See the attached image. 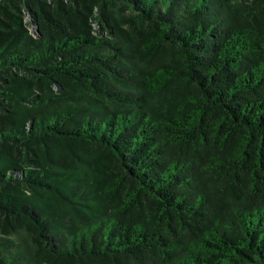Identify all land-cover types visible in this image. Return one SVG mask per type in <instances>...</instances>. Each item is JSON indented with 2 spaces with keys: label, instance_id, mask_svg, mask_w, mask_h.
<instances>
[{
  "label": "trees",
  "instance_id": "1",
  "mask_svg": "<svg viewBox=\"0 0 264 264\" xmlns=\"http://www.w3.org/2000/svg\"><path fill=\"white\" fill-rule=\"evenodd\" d=\"M0 264H264V0H0Z\"/></svg>",
  "mask_w": 264,
  "mask_h": 264
},
{
  "label": "water",
  "instance_id": "2",
  "mask_svg": "<svg viewBox=\"0 0 264 264\" xmlns=\"http://www.w3.org/2000/svg\"><path fill=\"white\" fill-rule=\"evenodd\" d=\"M35 27H34V30H33V35H37L38 34V26H37V24L35 23V25H34Z\"/></svg>",
  "mask_w": 264,
  "mask_h": 264
},
{
  "label": "rangeland",
  "instance_id": "3",
  "mask_svg": "<svg viewBox=\"0 0 264 264\" xmlns=\"http://www.w3.org/2000/svg\"><path fill=\"white\" fill-rule=\"evenodd\" d=\"M29 19H30V18H29ZM29 19H28V17H27V21L29 22V25H31ZM32 27H33V28H32ZM34 27H35L34 25H33V26L31 25V30H32L31 33H32V34H33Z\"/></svg>",
  "mask_w": 264,
  "mask_h": 264
}]
</instances>
